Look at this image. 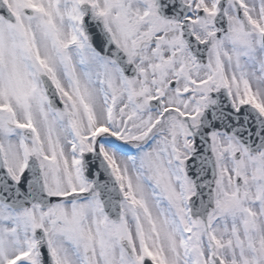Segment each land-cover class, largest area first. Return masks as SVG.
Segmentation results:
<instances>
[{
	"label": "snow or ice",
	"instance_id": "1",
	"mask_svg": "<svg viewBox=\"0 0 264 264\" xmlns=\"http://www.w3.org/2000/svg\"><path fill=\"white\" fill-rule=\"evenodd\" d=\"M0 264H264V0H0Z\"/></svg>",
	"mask_w": 264,
	"mask_h": 264
}]
</instances>
